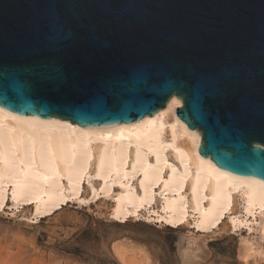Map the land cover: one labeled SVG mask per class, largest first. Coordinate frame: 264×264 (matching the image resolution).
<instances>
[{
  "label": "water",
  "instance_id": "obj_1",
  "mask_svg": "<svg viewBox=\"0 0 264 264\" xmlns=\"http://www.w3.org/2000/svg\"><path fill=\"white\" fill-rule=\"evenodd\" d=\"M264 180V0H0V106L81 126L163 108Z\"/></svg>",
  "mask_w": 264,
  "mask_h": 264
},
{
  "label": "bare ground",
  "instance_id": "obj_2",
  "mask_svg": "<svg viewBox=\"0 0 264 264\" xmlns=\"http://www.w3.org/2000/svg\"><path fill=\"white\" fill-rule=\"evenodd\" d=\"M181 105L173 95L151 115L100 126L0 106V209L8 200L14 209L32 204L33 218L49 215L69 198L81 204L85 181L90 197L111 200L119 222L141 210L171 227L190 221L206 233L227 224L264 237V180L200 155V131L175 114ZM241 245L246 255L259 249Z\"/></svg>",
  "mask_w": 264,
  "mask_h": 264
},
{
  "label": "rangeland",
  "instance_id": "obj_3",
  "mask_svg": "<svg viewBox=\"0 0 264 264\" xmlns=\"http://www.w3.org/2000/svg\"><path fill=\"white\" fill-rule=\"evenodd\" d=\"M83 186L81 204L69 198L38 218L32 204L14 209L7 200L0 209V264H264L258 231L232 232L225 224L197 232L190 221L171 227L141 210L119 222L110 214L111 200L92 198L85 181ZM242 239L261 252L246 255Z\"/></svg>",
  "mask_w": 264,
  "mask_h": 264
}]
</instances>
